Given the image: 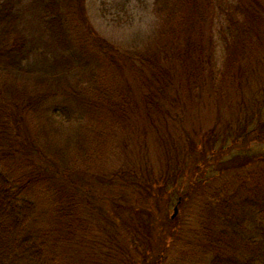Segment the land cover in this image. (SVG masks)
Returning <instances> with one entry per match:
<instances>
[{
  "label": "trees",
  "instance_id": "16d2710c",
  "mask_svg": "<svg viewBox=\"0 0 264 264\" xmlns=\"http://www.w3.org/2000/svg\"><path fill=\"white\" fill-rule=\"evenodd\" d=\"M28 5L42 25L43 46H34L26 35V10L20 1L0 0V264H64L61 249L77 243L89 232V224L80 197L65 188L55 193L56 186L75 184L69 178L71 171L88 173L102 167L118 135L129 133L134 117L147 121L154 116L157 104L152 97L161 103V94L146 91L147 85L155 91L170 88L176 76L172 70H180L181 82L201 94L209 87L205 82L212 79L209 55L216 52L217 38L224 34L227 49L234 46L242 55L250 53L254 42L261 46L264 0H155L154 39L137 55L124 52L92 29L86 0H29ZM240 59L232 62H238L233 65L238 70L231 72L230 66L225 75L233 73L235 79L240 75ZM110 77L117 82L114 91L105 80ZM139 77L146 78L140 85ZM256 79L259 101L264 98V73ZM252 81L244 73V84ZM256 97H250L251 104ZM173 103L185 113L181 109L185 104L178 99ZM67 128L69 134L57 145L61 129ZM48 133L55 134L53 146L49 137L43 138ZM202 135L207 140L217 137L211 128ZM254 156L253 161L263 167L247 170L244 158V217L238 215L236 208L241 205L237 204L223 219V235L244 245V259L223 254L203 262L198 255L192 264H264L260 222L264 192L252 181L259 172L264 175V153ZM36 180L47 181L46 186L55 190L47 203L33 193ZM135 203L140 204L139 198L129 202L127 211ZM227 203L226 198L220 205ZM145 238L137 243L148 250L151 247L145 245L151 236ZM140 245H132L135 248L130 247L124 257H136Z\"/></svg>",
  "mask_w": 264,
  "mask_h": 264
},
{
  "label": "rangeland",
  "instance_id": "374dc122",
  "mask_svg": "<svg viewBox=\"0 0 264 264\" xmlns=\"http://www.w3.org/2000/svg\"><path fill=\"white\" fill-rule=\"evenodd\" d=\"M19 1L26 10V35L34 46H43V28L26 8L29 0ZM154 2L86 0L89 24L102 39L137 55L154 39ZM216 44V52L209 55L212 79L205 82L209 87H204L201 94L181 82L180 70H172L176 76L170 88L155 91L147 85L146 91L154 96L161 94V103L152 97L157 104L154 116L147 121L134 117L129 133L118 135L102 167L88 173L69 172L76 185L53 183L55 193L65 188L68 194L80 197L82 213L89 224V232L77 243L61 249L64 264H192L200 257L203 262H211L214 256L220 258L223 254L230 259H244V245L223 235V219L237 204L241 209L235 212L244 217V158L249 163L247 170L263 167L253 157L264 153V126H260L264 122V98L258 101L255 95L256 78L264 73V42L261 46L254 42L250 53L243 55L234 46L227 49L224 34ZM235 59H240L241 69L236 79L233 73L225 75L230 66L231 72L238 70L233 66L238 62L232 63ZM244 73L253 80L250 85L244 84ZM134 75L138 78L135 72ZM105 80L111 84L110 91L118 87L113 77ZM214 92L220 93L214 96ZM250 97H256L252 104ZM175 99L185 104L181 106L185 113H180L177 103H173ZM208 128L217 133L215 140L203 138ZM69 132L68 128L61 129L56 135L60 140L57 145ZM250 133L245 139L244 135ZM54 136L48 133L43 138L49 137L53 146ZM252 181L264 192L261 172ZM46 185L45 180L33 184L35 197L44 203L54 195L47 196L55 194ZM135 198L140 204L135 203V208L127 211ZM226 198L228 203L220 205ZM176 207L178 212L173 217ZM260 222L264 225V216ZM239 224L244 226L243 220ZM122 231L128 235L125 237ZM146 234L151 236V242L145 245L151 247L148 250L140 245ZM135 243L141 246L138 255L125 258Z\"/></svg>",
  "mask_w": 264,
  "mask_h": 264
},
{
  "label": "water",
  "instance_id": "95a60500",
  "mask_svg": "<svg viewBox=\"0 0 264 264\" xmlns=\"http://www.w3.org/2000/svg\"><path fill=\"white\" fill-rule=\"evenodd\" d=\"M174 212L175 213H174V216L173 217H175L177 215V212H178V208L177 207L175 208Z\"/></svg>",
  "mask_w": 264,
  "mask_h": 264
}]
</instances>
